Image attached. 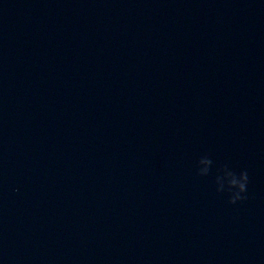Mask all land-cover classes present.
I'll use <instances>...</instances> for the list:
<instances>
[{
  "label": "water",
  "instance_id": "water-1",
  "mask_svg": "<svg viewBox=\"0 0 264 264\" xmlns=\"http://www.w3.org/2000/svg\"><path fill=\"white\" fill-rule=\"evenodd\" d=\"M0 264H264V0H0Z\"/></svg>",
  "mask_w": 264,
  "mask_h": 264
},
{
  "label": "clouds",
  "instance_id": "clouds-1",
  "mask_svg": "<svg viewBox=\"0 0 264 264\" xmlns=\"http://www.w3.org/2000/svg\"><path fill=\"white\" fill-rule=\"evenodd\" d=\"M197 161L196 174L200 177H208L212 170L210 156L201 155ZM248 184L247 170L236 171L227 162L217 168V174L214 177L215 190L218 193H226L230 204H235L246 198Z\"/></svg>",
  "mask_w": 264,
  "mask_h": 264
}]
</instances>
